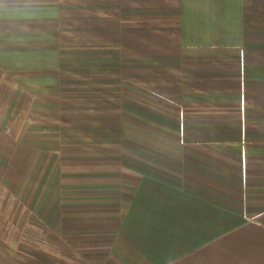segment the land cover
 I'll return each instance as SVG.
<instances>
[{
    "label": "crops",
    "instance_id": "1",
    "mask_svg": "<svg viewBox=\"0 0 264 264\" xmlns=\"http://www.w3.org/2000/svg\"><path fill=\"white\" fill-rule=\"evenodd\" d=\"M0 129L59 264H264V0H0Z\"/></svg>",
    "mask_w": 264,
    "mask_h": 264
},
{
    "label": "rangeland",
    "instance_id": "2",
    "mask_svg": "<svg viewBox=\"0 0 264 264\" xmlns=\"http://www.w3.org/2000/svg\"><path fill=\"white\" fill-rule=\"evenodd\" d=\"M11 145L12 142L0 134V264H59L57 253L46 243V238L36 237L37 227L32 228L30 221H26L30 215L14 197L18 190L6 179L7 176L16 180L19 176V169L13 166L16 163L19 167V161L9 158L6 165L4 157L1 158L5 148Z\"/></svg>",
    "mask_w": 264,
    "mask_h": 264
}]
</instances>
